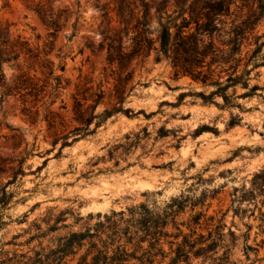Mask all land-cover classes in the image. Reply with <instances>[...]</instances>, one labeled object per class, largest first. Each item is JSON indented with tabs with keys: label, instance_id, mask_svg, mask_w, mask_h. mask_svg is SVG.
I'll list each match as a JSON object with an SVG mask.
<instances>
[{
	"label": "rangeland",
	"instance_id": "obj_1",
	"mask_svg": "<svg viewBox=\"0 0 264 264\" xmlns=\"http://www.w3.org/2000/svg\"><path fill=\"white\" fill-rule=\"evenodd\" d=\"M7 1L0 0V22L9 24L13 38L19 35L47 52L55 73L68 81L51 106L58 114L51 127L43 117L51 99L29 96L25 105L20 95L25 89L15 88V68L1 66L0 197L5 193L7 204L0 215V264H76L86 245L65 255L64 237L92 226L98 215L141 202L162 205L178 195L202 199L194 208L187 203L179 222L207 210L237 236L230 262L264 264V65L250 74L249 84L260 89L244 97L242 86L230 88L234 106H222L220 96L200 95L213 86L175 75L167 59L155 60L152 49L135 66L122 111L97 128L95 119L91 133L69 136L61 147L63 139L53 144L54 133L66 135L80 126L73 120L76 86L112 85L111 79L105 82V51L99 47L101 6L109 0ZM39 2L59 17L57 31L34 11ZM234 3L236 15H246L252 4ZM256 31L261 42L264 16ZM112 105L106 95L95 113ZM24 108L39 115L33 120ZM231 118L238 123L229 126Z\"/></svg>",
	"mask_w": 264,
	"mask_h": 264
},
{
	"label": "trees",
	"instance_id": "obj_2",
	"mask_svg": "<svg viewBox=\"0 0 264 264\" xmlns=\"http://www.w3.org/2000/svg\"><path fill=\"white\" fill-rule=\"evenodd\" d=\"M234 1L109 0L103 4L99 47L105 51V82L108 84L111 79L112 85L87 84L84 88L77 85L72 95L73 120L80 126L66 135L54 133L53 144L63 139L61 147H64L69 144V136L74 135V140L91 133L89 126L95 119H99L94 122L97 128L113 113L122 111L121 104L128 94L127 85L135 66L143 62L152 49L156 52L155 60L167 59L175 75L213 86L209 94H200L204 100L220 96L222 106H234L235 93L229 95L228 89L240 85L246 89L241 94L244 97L260 89L258 84L250 85L249 81L252 70L264 65L261 53L264 40L259 42L263 35L256 31L264 16V0H243L252 3L246 15L232 11ZM36 7L37 15L57 31L59 17L54 18L46 3L39 2ZM152 19L156 22L153 29ZM155 42L157 47H153ZM252 45L254 47L250 48ZM46 56L47 52L31 46L19 35L13 38L9 24L0 22V83L3 82L2 64L13 66L17 72V93L25 89L20 93L25 105L29 96L36 101L45 96L51 99L43 117L53 127L58 114L51 106L68 80L55 73L53 62ZM59 69L64 72V65ZM106 95L113 101L112 107L96 114V106ZM23 110L33 120L39 115L38 110ZM238 121L231 118L228 125L233 126ZM201 201L178 195L162 205L141 202L125 211L98 215L92 226L62 239L61 253L74 254L86 245L76 264H239L230 262L229 257L237 236L230 228L225 231L222 220L208 214L207 210H199L188 219L178 221L187 203L194 208L202 205ZM5 204L4 193L0 197V215ZM261 216L264 227V213ZM247 239L248 234H245L246 257L251 250Z\"/></svg>",
	"mask_w": 264,
	"mask_h": 264
}]
</instances>
